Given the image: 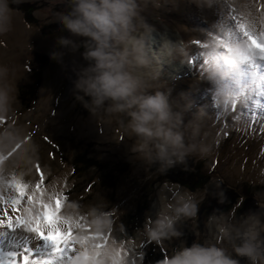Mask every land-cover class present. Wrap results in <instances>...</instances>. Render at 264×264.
<instances>
[{
  "label": "rangeland",
  "instance_id": "rangeland-1",
  "mask_svg": "<svg viewBox=\"0 0 264 264\" xmlns=\"http://www.w3.org/2000/svg\"><path fill=\"white\" fill-rule=\"evenodd\" d=\"M166 2L168 6L161 11L149 8L145 13L148 23L155 26L162 23L168 24L170 30L177 33L173 25L181 24L178 19L188 13L186 9H195L194 14L190 16L194 17L196 22L189 29H193L198 33L199 38L202 39L203 36L206 40L208 33L224 31L223 26L220 25L224 23L223 12L227 11L229 4L238 6L236 8L241 11L253 14L257 7L251 0H210L211 6L203 9H197L189 3V0H166ZM176 4L186 8L182 10L185 15L180 17L171 13L169 9H172V6L175 7ZM22 5L33 7L31 16L34 21L33 23L27 22L23 12L19 10L17 19L13 20L12 30L0 36V64H10L17 88L20 84L34 82L35 72L39 74V83L36 93L32 94V96L35 95L34 100L29 101L27 97L21 99L18 90V99L12 108L5 115H0V119L5 120L4 123H0V187L5 186L6 177L9 176L16 182H23L25 179L34 182L38 179L35 171L37 163L43 166L48 179L57 184L64 183L66 177L71 188L73 203L67 205L69 211L62 219L75 224L80 212L85 211L88 213L86 225L91 229V236L86 227H81L74 237L73 242L77 245L78 240L85 241L87 245L85 249L78 246L79 253L88 248L99 250L109 245L116 249V260L119 264H141L142 261H138L137 256L134 259L133 254L143 253L156 243L148 240L144 234V225L147 217L155 218L159 204L156 203L154 206V202L158 200V196L167 195L171 198L179 196L184 189H189L201 206L208 191L211 190L207 188L218 181L222 187L236 193L237 198H235L233 207L231 206L228 211H222L231 223L237 224L246 213L255 210L254 194H257L259 199H264V155L261 154V148L264 147V133L237 132L231 124L222 130V121L227 114L221 112L220 118H217L216 110L212 109L211 94L202 98L194 95L193 90L198 89L199 96H203V90L207 87L203 88V84H198L192 90L196 82L207 85L206 75L196 76L193 68L192 76L189 75L190 71L187 75L177 74L175 76L173 73L183 71H175L163 66L159 80H152L147 74L144 76V79L153 85L154 89L173 90L172 97L178 110L184 112L185 122L195 120L200 127L197 142L209 147V151L204 156L197 155L189 158L188 166L192 169L191 172L197 175V181L173 182L158 173L156 168H152L153 166L149 168L148 165L132 157L129 146L133 141L126 137L124 128L128 119L126 116L122 114L91 116L74 99L72 84L76 76L75 69L84 63L81 55L79 53L67 54L63 65L50 59V53L56 50V37L69 35L67 32H61L58 24L51 22L55 19V12L64 10L66 0H27L20 5L11 4L13 8ZM182 21L188 23L190 20ZM208 40H210L209 43L203 49L204 55L208 58L219 57L217 48L220 46L224 48L225 45L216 37ZM211 60V63L215 62ZM42 63H45V66ZM155 63L159 67L157 60ZM224 66L228 68V63ZM148 71L150 70H146ZM47 82H52L53 85L50 89L47 86L49 90L43 94ZM234 98L230 92L221 89L218 92L221 106L234 102ZM107 127H109L108 132ZM225 130L231 133L227 137L224 135ZM45 137L48 138L47 142ZM78 155L107 165L121 162L127 164L129 169L118 177V181L107 177V169L96 170L90 167L76 175L72 164ZM110 181H115L114 189L109 187L113 194L107 191V184ZM215 188L216 191H220L217 187ZM148 193H152V196ZM146 194L148 208L141 230L135 232L130 240H116L113 227L120 224V216L127 213L132 214L138 200ZM241 197L245 199L241 201ZM104 213L110 219V227L105 232H97L94 221ZM220 214L221 212L216 215ZM200 221L203 222L201 226L205 229L204 231L197 229L196 217L184 220L177 225L183 233L188 228L192 231L194 241L190 245L193 242L218 243V246L228 248L229 252L235 256L228 242L216 240L215 226L209 225V218L204 219L202 216ZM105 235L108 236L107 243L104 241ZM24 239L26 238L22 241ZM164 241L166 244L170 241L171 247L165 245L163 241L159 243L161 245H155L162 246L161 250L166 252L165 257L171 256L175 250L185 246L186 243L181 240L178 244L179 238ZM39 243L43 246L44 242ZM97 244H104V247L98 248ZM123 249H127L128 254H125ZM117 250H121L119 257H117ZM236 258L239 259V257ZM241 264H247V262L241 259ZM257 264H264V259L259 257Z\"/></svg>",
  "mask_w": 264,
  "mask_h": 264
},
{
  "label": "clouds",
  "instance_id": "clouds-1",
  "mask_svg": "<svg viewBox=\"0 0 264 264\" xmlns=\"http://www.w3.org/2000/svg\"><path fill=\"white\" fill-rule=\"evenodd\" d=\"M25 2L0 0V36L12 30L19 12L11 4ZM189 3L197 9L211 6L210 0H189ZM167 6L166 0H66L67 11L55 12L51 22L69 35L56 37V50L50 53V59L61 65L67 54L81 55L84 63L75 69L74 99L91 116H126L125 132L133 141L130 154L149 168L155 166L162 175L178 166L192 171L189 158L202 157L209 151L208 146L197 142L199 125L195 120L186 123L184 112L176 107L173 90L154 89L144 79L147 74L152 80H159L163 64L157 67L156 60L187 54L183 40H173L166 31L161 32L148 23L145 13L150 7L161 11ZM227 53L229 65H240L249 55V46L246 42L232 44ZM12 73L8 65L0 64V115H5L18 99ZM217 188L220 191L214 198L219 204L227 203L226 191L221 184ZM254 199L255 210L246 213L237 224L231 223L219 209L209 216V225L215 226L216 240L228 242L235 256L218 243L193 242L178 248L160 264H241V259L247 264H257L264 254V199H259L257 194ZM156 203L159 207L155 218L147 217L144 225V234L156 243L182 237L177 225L199 212V202L189 189L171 198L158 196L154 206ZM216 212L221 214L217 216ZM94 227L97 232H105L110 227L108 215L98 216ZM78 246L87 248L83 240H78ZM71 264L119 262L116 249L106 245L99 250L81 251Z\"/></svg>",
  "mask_w": 264,
  "mask_h": 264
},
{
  "label": "snow or ice",
  "instance_id": "snow-or-ice-1",
  "mask_svg": "<svg viewBox=\"0 0 264 264\" xmlns=\"http://www.w3.org/2000/svg\"><path fill=\"white\" fill-rule=\"evenodd\" d=\"M251 2L257 5L255 14L229 4L224 23L220 25L224 31L207 34V40L216 37L225 45L221 51H227L232 44L246 42L249 46L246 61L232 70L231 80L217 82L208 74V87L203 90L211 93V105L217 118H220L221 112L227 114L222 121V130L231 124L237 132L248 134L264 133V0ZM206 42L192 41L201 47ZM199 55L204 56V53ZM205 66L206 59L196 65V73L204 76ZM221 88L233 90L234 102L221 106L218 99ZM4 122V118L0 119V123ZM239 122H243L240 127L237 126ZM230 134L224 131L225 137ZM44 139L48 141L47 137ZM261 154L264 155V147ZM35 171L38 179L34 182L30 179L16 182L9 176L5 186L0 187V264H71L79 254V247L73 240L81 227L87 228L88 213L81 211L75 224L62 219L69 211L67 205L73 203L66 177L64 183L57 184L48 179L40 163L35 165ZM17 230H22L30 238L22 242L15 238L9 241V234ZM87 231L91 236V229L87 228ZM40 241L44 242L43 246ZM104 241L108 242L107 235ZM96 247L102 248L104 244H97ZM123 251L128 254L127 249ZM120 255L121 250H117V257ZM142 255L133 254V258Z\"/></svg>",
  "mask_w": 264,
  "mask_h": 264
},
{
  "label": "trees",
  "instance_id": "trees-1",
  "mask_svg": "<svg viewBox=\"0 0 264 264\" xmlns=\"http://www.w3.org/2000/svg\"><path fill=\"white\" fill-rule=\"evenodd\" d=\"M17 7L19 8V10L23 12L26 21L33 23L34 19L31 16V14L33 13V7L30 5L28 6L22 5V6H17ZM63 11H67V7H65ZM42 65L45 66V63H42ZM33 75L36 76L34 82H31L29 84L23 83V84H20L19 86L18 90H19V95L21 99H24L25 97L29 98V101L30 99L31 100L35 99V95L32 96V94L36 93V88L39 83V80H38L39 74L35 72ZM72 165L74 169L73 171L76 175L84 172L90 167L95 168L96 170L97 169H100V170L107 169L108 170L107 177H110V180L115 179L116 181H118L119 176H121L122 174H125V171H128L129 169L127 164H124L121 162L113 164V165H107L104 163H99L94 159L85 158L83 155L76 156ZM152 168L155 169L156 167L153 166ZM164 176L165 178H168L170 181L179 182V183H192V182L197 181V178H196L197 175L192 173L191 171H185L183 169V166H178L177 168L170 170ZM209 182L210 181H208V183ZM217 184H220V183L218 181L217 182L215 181L213 184L210 185V187L207 188V189L211 188L212 191L211 190L208 191L206 199L203 201L201 206H199V212H198V215L196 216V225H197L198 230H201V231L205 230L201 226L203 222L200 221V217L203 216L204 219L209 218V216L212 215L214 211H216L217 209H219L220 211H228L231 206L233 207L235 198H237L236 193L232 192L228 188L226 189L223 186L222 189L226 191L228 200H227V203L219 204L217 199L214 198L215 194L218 192L216 191V188H215L217 187ZM107 187H108L107 191L111 192L110 189H114L115 187V181H110V183L107 184ZM110 194H113V193L111 192ZM148 194L152 196V193H148ZM146 200H147V194L142 196L138 200L137 206L135 207L136 213L135 211H133L132 214L127 213V214H124L123 216H120L121 217V219H119L120 226L115 225L113 227L114 234H116V240L118 241L130 240L132 236L135 234V232L141 230L143 223L145 221V215H146V211L148 208V203H146ZM217 213L219 212H216L215 214ZM191 232L192 231H190L189 228L186 229V231H184L183 233V236L179 238L178 244L181 242V240H184L186 241L185 245H190V243L194 241ZM163 243L165 245L170 246V241L167 244L165 243V241H163ZM155 244H159V243H154L152 248L148 249L147 251H144L140 259H139L140 256L136 257L138 261L140 262L142 261L141 264H160V262L165 259L166 252L161 250L162 246H157ZM260 258L264 259V254H262ZM133 261L136 262L135 260Z\"/></svg>",
  "mask_w": 264,
  "mask_h": 264
},
{
  "label": "bare ground",
  "instance_id": "bare-ground-1",
  "mask_svg": "<svg viewBox=\"0 0 264 264\" xmlns=\"http://www.w3.org/2000/svg\"><path fill=\"white\" fill-rule=\"evenodd\" d=\"M236 7L238 8V6H236ZM183 9H186V8L182 7V6L178 5V4H176L175 7L172 6V9H169L171 11V13L173 12V14H175L176 16H180L181 17V15H185L186 14L183 18L178 19V21L181 24H179V25L174 24L173 25V28L177 29V31H178L177 33H174L173 31H171L170 28L167 26L168 24L167 25H165L163 23L160 24V25L156 24L155 27L161 32L162 31H166L168 36H170L173 40H177V39L183 40L185 42V44L187 45V47H186V53L187 54L185 56H177V57H175L173 59H167V58L160 59V60H157L158 63L159 64L162 63L163 66H166L167 68L173 69L175 71L176 70H178V71L182 70L183 71L182 73H173L175 76L177 74H180V75H185L186 74L187 75V73L189 71H190L189 75L192 76L191 72H193V68L195 70L196 64H198V63L202 62V60L206 59L207 66H205V68L203 69V71H204L206 76L209 74V77H211L212 80L217 81V82H221V81H225V80H231L232 76H233V71L232 70L235 69V68H238L239 65H229L228 64V68L224 66V64L227 63V62H223V61L227 60L226 57H227L228 53H227V51H221V49L223 48L221 46L217 48V51L219 52V57L218 56H214L212 58H208L205 55L204 56H200L199 54L201 52H203L204 46H206V44L209 43L210 40H208L206 42V39L203 38V36H202V39H201V38L198 37V33H196V31H194L193 29L192 30L189 29V27H191L194 24V22H196V21H194L195 18L190 16V14L191 15L194 14L195 9L194 10L191 9V8L186 9L188 11V13H185V14L182 11ZM225 12L226 11L223 12L224 15H225ZM218 16H220L219 13H218ZM17 17H18V13L14 17V19H17ZM187 19L190 20V21H188V23L182 21V20H187ZM194 40H201V41H205L206 43L204 45H202V47H201L200 45H194L192 43V41H194ZM157 47H158V44H157ZM211 59L215 60V62L211 63V61H212ZM190 61H192L193 63H190ZM163 69H164V67L162 68V70ZM195 74H196V76H198L196 71H195ZM169 76H171V75L169 74ZM75 79H76V76L74 78V81H75ZM198 84H200V85L203 84L204 85L203 88L204 87H208V85H206L204 83L196 82V83L193 84L192 90L195 88V85H198ZM52 85H53L52 82H50V83L47 82L45 88L43 89V94L46 93L50 89V87ZM47 86H48L49 89H47ZM73 86H74V82L72 84V88H73ZM221 90H224V91H227V92H230V93H232V91H233L232 89H224V88H221ZM193 92H194V95H196L197 98H202V97H204V96H206L208 94H211L210 92H203L202 93L203 96H199V90L198 89L193 90ZM224 99H226V98H224ZM242 125H243V122H239L237 124L238 127H240ZM108 128L109 127L106 128L107 132H108ZM126 137L129 138V135H127ZM160 193L162 194V190L160 191ZM163 193H165V191H163ZM11 238L12 239L15 238L18 241L22 242L23 238H30V237L28 236V234L24 233L22 230H17L16 233H14V234L10 233L9 234L8 239H11ZM34 247H35V244H33V248Z\"/></svg>",
  "mask_w": 264,
  "mask_h": 264
}]
</instances>
